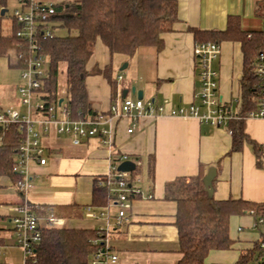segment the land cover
<instances>
[{
    "label": "crops",
    "instance_id": "1",
    "mask_svg": "<svg viewBox=\"0 0 264 264\" xmlns=\"http://www.w3.org/2000/svg\"><path fill=\"white\" fill-rule=\"evenodd\" d=\"M176 1L178 20L172 31L163 35L161 50L147 46L129 56L111 53L97 40L86 68L93 71L111 65V81L102 73L87 75V96L95 112L109 114L112 104L124 98L137 99L139 91L144 101L163 104L167 109L198 102L195 92L199 89V68L193 52L196 43L193 29L226 31L230 19L237 18L244 33L264 30V0ZM0 8L6 7L0 4ZM11 26L12 19L5 34ZM242 38L222 39L220 55L213 62L219 75L218 95L234 114L241 107L246 69ZM12 56L8 52L0 57H7L16 66ZM124 61L127 66L118 67ZM1 87L0 84V94L4 91ZM132 123L129 118L115 120L112 147L101 144L96 137L75 145L68 135L48 134L44 138L47 162H32L33 178L25 194L17 190L14 180L0 175V221L9 222V225L0 223V248L6 245V231L14 234V206L28 201L34 206L53 208L64 221L63 226L99 229L109 224L112 227L109 243L118 256V264H175L182 253L174 224L177 205L168 197V183L196 176L204 178L214 167L211 195L215 199L264 202V118H245L246 133L263 148L261 167L250 142L232 150V134L226 127H214L190 116L145 115L135 121L134 131L128 133ZM116 152L126 153L136 162L134 171L142 190L141 196L131 199L129 218L120 226H114L119 210L115 199L106 206L93 205L95 179L110 173ZM3 207L5 210L1 211ZM90 212L94 215H89ZM230 233L235 240L232 247L211 251L206 259L208 264H235L241 252L253 248L261 236L250 214L232 216ZM3 254L2 264H9L7 253Z\"/></svg>",
    "mask_w": 264,
    "mask_h": 264
},
{
    "label": "trees",
    "instance_id": "2",
    "mask_svg": "<svg viewBox=\"0 0 264 264\" xmlns=\"http://www.w3.org/2000/svg\"><path fill=\"white\" fill-rule=\"evenodd\" d=\"M7 0H0L6 7ZM54 35L41 38V51L47 56L48 77L43 91L50 100L65 97L72 117L92 114L95 111L88 100L85 79L90 73H102L111 81V65L89 71L86 66L100 39L111 53L133 55L142 47L161 50L163 35L172 31L178 20L176 0H67L55 3ZM12 17V16H11ZM226 31H200L194 28L196 42H221L222 39L242 38L246 53V69L242 102L237 118L230 121L232 150H239L250 142L257 157V165L263 166V148L252 140L245 130V116L257 110L264 98V79L256 67L264 55V30L244 33L237 18H231ZM18 25L12 19L11 30L0 33V56L16 49L26 53L20 38L16 36ZM65 29L66 34L57 30ZM249 36V37H248ZM24 57V56H23ZM22 58L17 66L23 65ZM65 68L66 92H60V75ZM0 175L16 182L14 171L21 138L17 124L0 130ZM154 159L149 160L153 176ZM137 171H134L135 175ZM168 197L175 200L177 208L174 224L178 228V244L182 258L175 264H208L206 259L213 250L232 247L231 218L250 214L253 218L264 214V202L244 199H215L205 187L202 176L182 178L167 184ZM116 192L107 184V177L95 179L93 205L106 206L116 199ZM133 196H130V200ZM37 213L36 206L32 205ZM45 208V207H44ZM253 211V212H251ZM98 229L54 226L42 228V237L36 245L29 264H90L94 252L104 238ZM1 244V240H0ZM260 253L259 242L253 248L243 250L235 264H250ZM35 259V261H34Z\"/></svg>",
    "mask_w": 264,
    "mask_h": 264
},
{
    "label": "built area",
    "instance_id": "3",
    "mask_svg": "<svg viewBox=\"0 0 264 264\" xmlns=\"http://www.w3.org/2000/svg\"><path fill=\"white\" fill-rule=\"evenodd\" d=\"M17 1L18 7L14 9L12 18L18 25L16 36L20 38L22 46L27 51L25 54L19 53L16 49L9 52L13 54L12 59L16 65L24 58L22 67H25L27 71L23 70L21 76L26 80L27 86H20L18 91L23 97V103L29 108L26 114H21L10 106L0 108V130L9 128L11 124H17L21 132L14 171L18 175L15 182L16 188L22 194L27 193L31 187L32 162L35 160L40 164L47 162V146L44 143V138L52 132L59 135L67 134L75 145L81 144L90 137H96L101 144L112 147L115 142L114 124L116 119H131L133 123L127 128V132L132 133L135 121L140 117L168 115L194 117L200 122L214 127H226L232 134L229 123L232 119L237 118V114L232 113L218 95L219 75L213 67V62L221 52L220 42H196L194 45L193 52L199 68V89L195 92L198 102L167 109L165 105H157L154 101L124 98L121 102L111 105L109 114L99 111L75 118L71 116L64 96L57 101L50 100L43 91L44 80L48 77L49 70L47 67L48 58L41 51L40 39L54 35L55 22L52 17L56 14L55 2L49 0ZM256 71L264 79V55L261 56ZM33 93L40 95L43 102H36L35 112L31 114ZM61 98L62 102H60ZM248 117L264 118V98L257 110L249 111L246 114L245 118ZM125 160H130L128 154L114 153L111 171L106 176L107 184L117 194L115 200L119 206L114 226H120L128 220L127 209L131 207L130 196L142 195L139 176L134 175V171L118 169ZM36 209L42 212L37 213L36 210H33L28 201H23L13 208V229L17 236V242L24 252V264H29L33 259L35 247L42 237L43 224H46V227L64 225V221L55 214L53 208L36 206ZM89 215L94 214L90 212ZM254 226L259 228L261 234L258 240L260 253L255 262L264 264V214L254 218ZM98 230L104 232L105 237L94 240V243H100V246L98 245L94 252L90 264H118V256L112 251L109 243L112 227L108 224L106 228L102 227ZM2 255L3 252L0 248V264H2Z\"/></svg>",
    "mask_w": 264,
    "mask_h": 264
},
{
    "label": "rangeland",
    "instance_id": "4",
    "mask_svg": "<svg viewBox=\"0 0 264 264\" xmlns=\"http://www.w3.org/2000/svg\"><path fill=\"white\" fill-rule=\"evenodd\" d=\"M53 1L55 3H61L67 0H49ZM18 7V1L17 0H7V10L4 15H2L1 11L2 8H0V23L2 26V32L5 34L6 32L9 31L10 27V20L13 19L12 13L14 9ZM66 30L61 28L57 30L58 34H66ZM12 61L9 62V59L7 57H0V84L2 85L1 88H4V94L1 91V96H4L5 98L8 99V102H3L2 97L0 96V105H4L6 103H9L8 106L12 107L13 109L19 111L21 114H26L28 112V105L23 103V97L21 93L17 90L20 86H27V82L25 79L22 78L21 74L22 71L27 69L22 66H15L12 65ZM126 62H122L120 66L122 67ZM131 68L133 69L132 65ZM63 72L60 75V92L62 95H65L66 92V76H65V68L62 67ZM125 70L120 71V73H123ZM5 86V87H4ZM36 102H43L42 98L40 95H36L35 93L32 94L31 96V114L35 112V104ZM37 127V126H36ZM67 136V134H64ZM131 204V201H130ZM12 209V207H11ZM10 209V211H11ZM129 209V208H128ZM127 209V212H128ZM5 208L1 209V211H4ZM0 223H4L6 225H9L8 220L0 221ZM9 227V226H8ZM7 232V238H6V245L2 247V252L7 253V256L11 260L9 264H24V252L22 248L19 246L17 242V236L16 234H10L9 231ZM5 257V254H3ZM2 261V260H1Z\"/></svg>",
    "mask_w": 264,
    "mask_h": 264
},
{
    "label": "water",
    "instance_id": "5",
    "mask_svg": "<svg viewBox=\"0 0 264 264\" xmlns=\"http://www.w3.org/2000/svg\"><path fill=\"white\" fill-rule=\"evenodd\" d=\"M5 9H2L1 13L4 14L5 13ZM127 66V64L125 63L123 68H125ZM133 92H135V88H133ZM126 94V92H125ZM143 95L142 92H138V98L142 99ZM62 98L60 99V102H62ZM119 170L121 171H134L136 169V162L133 160H125L123 161L119 167ZM216 175V168L211 167L208 171V173L206 174V176L203 178L205 187L208 189L209 193L212 194V182L214 180V177Z\"/></svg>",
    "mask_w": 264,
    "mask_h": 264
}]
</instances>
